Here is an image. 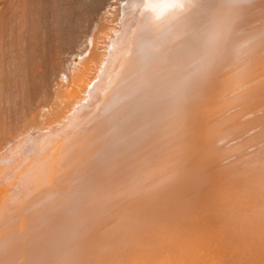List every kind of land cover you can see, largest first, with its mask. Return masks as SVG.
<instances>
[{"label":"bare ground","instance_id":"6f19581e","mask_svg":"<svg viewBox=\"0 0 264 264\" xmlns=\"http://www.w3.org/2000/svg\"><path fill=\"white\" fill-rule=\"evenodd\" d=\"M85 1L0 0V264H264V0Z\"/></svg>","mask_w":264,"mask_h":264},{"label":"clouds","instance_id":"9594fccd","mask_svg":"<svg viewBox=\"0 0 264 264\" xmlns=\"http://www.w3.org/2000/svg\"><path fill=\"white\" fill-rule=\"evenodd\" d=\"M187 0H147L145 5L155 18H160L170 12L181 13L187 10ZM235 21V10L232 0H220L217 10L209 14L204 27L203 44L210 56L219 48L229 35ZM254 38L241 42L238 48H245Z\"/></svg>","mask_w":264,"mask_h":264},{"label":"rangeland","instance_id":"374dc122","mask_svg":"<svg viewBox=\"0 0 264 264\" xmlns=\"http://www.w3.org/2000/svg\"><path fill=\"white\" fill-rule=\"evenodd\" d=\"M76 0H71V2H75ZM89 3H87V2ZM84 3V7L82 8L83 10H80L77 14L76 17L74 16L71 17L68 21V26L72 25L73 22V27L67 30V32H63L62 28L59 26L58 29L56 30V33L59 31V37L60 41L61 38H63V42H61V45L64 44V48H66V51L72 52L71 50L79 45V50L80 48H84L87 45L88 41V35L91 32V28L93 25H95V37L96 40L101 44L103 41V38L101 35L105 32L106 29L102 30L101 28H98V23L101 19L103 20H110L111 18L114 19L113 16H110L109 14H117L120 6L121 0H92L91 2L86 0ZM87 4V5H86ZM87 6V7H86ZM86 7V8H85ZM114 11L112 13H109V11ZM49 13L48 11H46ZM73 15V14H71ZM70 15V16H71ZM73 18V19H72ZM61 22H64L62 19H60ZM65 20V19H64ZM114 20H112L113 22ZM111 23V22H110ZM101 29V31H100ZM61 30V31H60ZM70 55V54H69Z\"/></svg>","mask_w":264,"mask_h":264}]
</instances>
